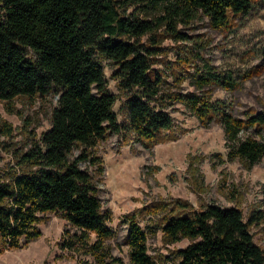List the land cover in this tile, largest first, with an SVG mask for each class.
Returning <instances> with one entry per match:
<instances>
[{"label": "trees", "instance_id": "trees-1", "mask_svg": "<svg viewBox=\"0 0 264 264\" xmlns=\"http://www.w3.org/2000/svg\"><path fill=\"white\" fill-rule=\"evenodd\" d=\"M259 0H0V101L58 95L50 129L15 167L0 172V253L17 250L21 241L36 240L35 226L47 213L66 221L59 248L80 264H155L148 255L147 235L135 214L127 215L128 263L112 255L106 241L115 233L112 215L103 210L92 172L103 174L92 153L107 133H120L113 107L117 97L106 92L102 66L95 56L110 60L115 77L128 95L126 132L144 145L165 141L172 129L167 111L183 105L202 124L220 123L228 162L248 168L264 158V142L240 140L247 130H264V110L239 118L231 104L212 100L203 89L236 87L230 76L199 77L191 93L165 91L164 72L153 66L152 54L139 51L125 38H138L165 23L171 36L183 40L178 23L197 14L213 27L245 15ZM159 11L156 24L121 15L127 7ZM8 108V107H7ZM1 135L11 126L0 124ZM74 149L78 155L73 157ZM85 165L82 169L80 165ZM143 211L159 217L163 240L189 244L176 251L175 264H264V251L254 241L253 227L264 224V207L247 216L237 206L215 203L194 210L185 201H160Z\"/></svg>", "mask_w": 264, "mask_h": 264}, {"label": "rangeland", "instance_id": "rangeland-1", "mask_svg": "<svg viewBox=\"0 0 264 264\" xmlns=\"http://www.w3.org/2000/svg\"><path fill=\"white\" fill-rule=\"evenodd\" d=\"M128 19L150 21L163 15L159 11L134 6L122 10ZM177 31L184 36H171L165 23L138 38H125L139 51L151 55L155 69L164 72L165 91L191 93L199 77L209 73L230 76L236 87L227 90L206 86L203 91L212 100L231 104V113L239 118L264 110V0L255 2L242 16L230 17L227 25L215 28L201 14L189 22L178 23ZM102 66L106 92L117 97L113 111L122 127L120 133H107L92 153L100 158L103 174H93L103 210L111 212L108 227L115 236L106 241L112 255L128 263L127 215L135 214L147 235L148 255L155 264H175L176 251L189 241L167 244L162 237L159 217L143 209L160 201H185L194 210L215 203L221 207H239L243 214L264 207V158L251 168L243 162H228L224 132L217 121L202 124L183 105L174 104L167 111L172 129L167 140L153 145L137 142L126 132L128 113L124 107L127 93L119 86L114 64L95 56ZM58 106V95L28 99L18 97L0 101V124L11 126L9 136L0 133V172L15 167L21 155L33 148L43 133L50 129L52 111ZM8 107V108H7ZM254 138L264 142V130L250 129L239 135L240 140ZM78 155L74 149L73 157ZM85 169V165H80ZM39 238L17 250L0 253V264H80L59 248L66 221L59 213H47L35 226ZM254 241L264 251V224L253 227Z\"/></svg>", "mask_w": 264, "mask_h": 264}]
</instances>
